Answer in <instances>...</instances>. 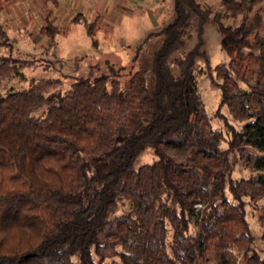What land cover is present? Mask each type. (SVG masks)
Segmentation results:
<instances>
[{
  "label": "trees",
  "instance_id": "1",
  "mask_svg": "<svg viewBox=\"0 0 264 264\" xmlns=\"http://www.w3.org/2000/svg\"><path fill=\"white\" fill-rule=\"evenodd\" d=\"M170 2L173 17L138 47L160 37L149 69L107 65L76 76L65 90L59 78L11 84L24 80L35 60L11 55L0 23V46L8 51L0 54V82H10L0 90V264H202L208 254L215 264H236L240 254H247L243 264H264L243 200L264 197L259 20L243 17L233 26L218 13L211 18L228 57L213 66L219 106L242 123L236 129L225 122L226 139L210 125L194 74L196 60L207 61L201 33L208 10L196 0ZM221 5L235 15L252 0ZM77 20L86 21L80 13ZM96 20L86 31L94 46ZM192 27L196 42L170 60ZM39 30L55 45L56 25L46 18ZM145 150L154 159L134 166ZM232 157L253 174L232 179ZM120 200L128 210L116 215Z\"/></svg>",
  "mask_w": 264,
  "mask_h": 264
},
{
  "label": "rangeland",
  "instance_id": "2",
  "mask_svg": "<svg viewBox=\"0 0 264 264\" xmlns=\"http://www.w3.org/2000/svg\"><path fill=\"white\" fill-rule=\"evenodd\" d=\"M6 1L0 0V6H4ZM18 1L21 6L16 2V7L19 5L16 9L24 14L27 13V11L23 10L24 8L30 6L34 9L33 4L35 2L44 3V7L37 12L38 15L36 16L38 19H43L42 22L45 15L47 18L50 13H47L50 4L54 8L58 6L57 2L62 6L67 4V0ZM93 1L96 4L98 3L100 8L103 0L99 2L97 0ZM196 1L201 4L203 9L208 10V19L204 22L201 33L203 50L206 53L207 61H204L203 58L197 59L194 67L197 91L209 116L211 127L220 129L224 137L228 139L224 125L225 122L231 124L236 129H240L242 123L234 121L228 114L225 106H219L220 91L215 85L217 80L215 79L213 66L222 61H227L228 57H226L219 47V37L215 27L211 24V18L214 14L218 13L221 15V20L224 24L233 26L239 24L243 17L247 18L249 24L255 25L258 18L259 23L255 26V29L264 35V0H252V6L249 10H242L235 15L225 11L221 5V0ZM7 2L6 4L10 5L13 11H11L12 15H16L17 10L12 6V1ZM53 3L56 4L54 5ZM105 3L109 6V11L100 9L98 18L95 21L96 24L93 27L94 36L97 41L95 46L91 44V37L86 33L89 21H81V24L78 20L74 23L66 20V23L58 25L59 31L58 35H56L58 41L55 45L51 44L43 32H40L39 29L43 24L37 26L32 24L31 21H35L34 17L31 21L25 17L27 22L25 26L21 22H19V25L15 24L14 21L10 25L3 24L7 30L9 41L12 43L11 49L13 54L11 53V55L35 60L33 64L25 68L23 72L25 76L24 80L12 81L11 84L15 87H20L26 86L30 79L59 78L61 89L65 90L75 80L76 76H92L103 73L106 71L107 65L122 70H126L127 68L132 70L138 68L149 69L151 51L158 45L160 37L151 36L145 44L140 48L138 47L149 32L152 34L157 33L173 17L170 0H106ZM102 6L104 7V5ZM73 11L74 8L70 7L67 10V14L69 15ZM121 14L126 15V17L120 19L119 15ZM65 16L63 14L60 21L63 22V17ZM20 20L16 19L17 22ZM48 21L52 23L51 20ZM189 33L190 36L185 38L184 46L175 51L170 60L194 45L197 36L195 27H192ZM137 48L138 50H136ZM0 54L7 55V49L0 46ZM171 70L176 72L174 66H171ZM119 78L120 82L123 83L124 77ZM9 83L1 81L0 90L3 85L8 86ZM221 146L227 147L226 140L221 143ZM232 158L233 164L230 175L232 179L246 178L253 174L250 169L244 167L236 158ZM153 159L152 152L145 150L136 158L134 166L149 163ZM226 195L231 199L228 190L226 191ZM243 200L245 201V219L253 237L252 246L261 256H264V243L260 237L262 227L258 218L260 212L263 211L264 197L256 203L250 202L248 197H245ZM127 210V203L124 200H120L115 214H123ZM189 232H195L193 225H190ZM246 255L240 254L237 256L236 264H243ZM202 264H215L212 255L208 254L207 260Z\"/></svg>",
  "mask_w": 264,
  "mask_h": 264
},
{
  "label": "crops",
  "instance_id": "3",
  "mask_svg": "<svg viewBox=\"0 0 264 264\" xmlns=\"http://www.w3.org/2000/svg\"><path fill=\"white\" fill-rule=\"evenodd\" d=\"M7 1H12V6H14V8L16 9L17 7H19L20 3H18L19 1L18 0H7ZM5 2V5L0 9V23L1 24H9L12 23V21H14L15 24H18L19 25V22L22 23V25H26V19L27 20H30L34 17L35 18V21H31L33 25H42L46 22V15L44 17V21L42 22L43 19H38L36 16L38 15L37 12L42 9L44 7V3L43 4H40V3H37L35 2L33 5H34V9L31 8L30 6L28 8H24L23 10L27 11L26 14H24L23 12H19L17 9L16 11V15L13 14L12 15V10L10 8V5L6 4L8 2ZM18 1V2H17ZM33 2V0H30ZM98 2L100 0H97ZM106 0H103L102 3H101V6L99 8L98 6V3H94L93 0H67V4L65 6H62L60 5L59 2L58 3V6L57 7H52V4L49 5L48 7V12L49 13V17H47L48 20H51L52 21V25H56L58 27V25L60 24H64L66 23V20H68V22H73V19L75 18V16L77 14H82L84 19L86 20V22H93L94 20H96L98 17V12L100 11V9L102 10H106V11H109V6L105 3ZM159 1V0H157ZM16 2L19 4L17 5L16 7ZM104 5V7L102 6ZM21 6V5H20ZM24 6V5H22ZM98 6V7H97ZM52 7V8H51ZM70 7H73L74 8V11L71 12V14H67V10L68 8ZM47 8V7H46ZM12 11V12H11ZM15 12V11H14ZM51 12H52V15H51ZM63 14H65L66 16L63 17L64 20L63 22L60 21L61 20V16H63ZM12 15V16H10ZM72 15V16H71ZM26 17V19H25ZM28 17H31V18H28ZM71 17V18H69ZM126 17V15H119V18L122 19ZM24 18V19H23ZM16 19H21L20 21H16ZM8 20V22H6ZM81 23V22H79ZM31 24V25H32ZM82 24V23H81ZM58 41V40H57Z\"/></svg>",
  "mask_w": 264,
  "mask_h": 264
}]
</instances>
